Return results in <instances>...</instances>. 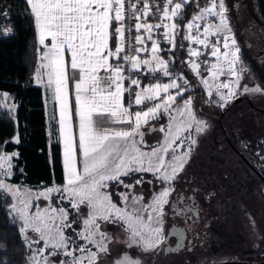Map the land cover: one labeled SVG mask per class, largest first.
Returning <instances> with one entry per match:
<instances>
[{
	"label": "snow or ice",
	"instance_id": "6c2138e0",
	"mask_svg": "<svg viewBox=\"0 0 264 264\" xmlns=\"http://www.w3.org/2000/svg\"><path fill=\"white\" fill-rule=\"evenodd\" d=\"M25 3L34 20L38 43L43 46L35 82L43 85L50 92L53 105H58L56 142L62 145L65 177L62 186H46L36 192L13 185L7 181L14 175L13 159L19 154L0 151V192L13 201L8 205L9 214L14 222L16 219L21 222L18 231L31 250L29 264H99L101 256L109 254V244L113 242L102 230L101 222L123 226L129 248L158 250L163 244V233L162 227L155 225H162L163 209L169 204L174 188L166 186L153 193L144 206L146 219L135 210L130 211L126 204L118 207L108 190L112 184L126 189L145 182L152 184L143 179L146 173H151L157 183L168 185L184 170L191 145L196 143L192 130L200 133L206 127L204 121L196 120L191 97L182 108H174L175 101L186 94L189 86L183 72L176 73L170 68L176 63L174 50L183 49L185 41L189 43L188 57L179 62L200 78L208 96L215 92L221 107L236 98L245 70L225 0H209L203 7L194 4V0H25ZM186 6H194L195 11L185 21ZM0 15L7 17V12ZM8 31L0 29L4 35ZM49 38L50 44L46 43ZM192 44L203 46L204 50ZM149 51L150 58L141 59L140 54ZM66 52L70 54L69 60ZM162 52L171 53V57L165 60ZM209 55L215 62L206 58L197 62ZM142 66L151 79L159 80L162 76L169 82L142 86L139 75ZM202 66L207 76H201ZM100 69L109 75L99 76ZM221 76L226 80L221 81ZM103 80L107 83L102 85ZM70 81L75 89L74 109L70 103ZM243 91L264 94L259 86L249 88L246 84ZM0 97L6 101L8 94L0 93ZM3 106L9 110L15 107L6 103ZM134 107L139 110L131 111ZM174 112L179 113V118ZM74 115L78 139L73 132ZM164 115L168 117L167 124L151 129L163 134L162 142L150 152L142 151V128ZM50 119L57 122L55 107ZM113 125H127V129L117 130ZM15 143H19L18 137ZM165 156L171 157L167 163ZM136 174L140 179L133 184L124 183V178ZM116 195L122 201L129 200L126 193ZM131 198L134 203L143 199ZM41 199L48 202L43 209L35 203ZM53 199L58 204L67 200L68 208L53 207ZM82 205L88 209L86 218L78 215ZM72 213L77 215L71 216ZM78 220L82 221L79 230L73 228ZM30 230L36 239L28 236ZM0 264L7 261L0 260ZM115 264H140V261L124 254Z\"/></svg>",
	"mask_w": 264,
	"mask_h": 264
},
{
	"label": "rangeland",
	"instance_id": "374dc122",
	"mask_svg": "<svg viewBox=\"0 0 264 264\" xmlns=\"http://www.w3.org/2000/svg\"><path fill=\"white\" fill-rule=\"evenodd\" d=\"M225 4L228 8V19L232 28V32L235 35L238 47L240 48V44L238 42L239 38L242 40L243 44L248 50L250 59H252L258 66V68H260L264 76V25L261 24L260 33H255L254 35L248 36L244 29L256 23L250 4L247 2V0H225ZM259 38L260 40H258ZM194 46L195 44H192V47ZM221 51H223V49H221ZM161 54V56L166 60L164 53L162 52ZM239 58L242 62L241 66L245 71L243 74V79L241 81V88L239 89V91H237L236 98H238L240 94L243 98L238 100V102L234 106H232L233 108L231 107L232 109L230 110L227 117L223 118V122L225 123V127L230 128V119L235 117L233 125L236 133H243L244 135H246V138L249 141L253 142V140L259 138L264 139V116H262V119L257 118L259 116L255 118V114H253L252 110L253 108L249 107L248 98L250 99V101H253L255 105L264 108V94L252 92L246 93L243 91V85L246 84L249 88L253 86H259L260 88L264 89V84L257 82L253 78L251 70H249L247 67L248 64L246 65V63L243 62V59L240 55ZM212 61L213 58L211 57L210 62ZM220 80L225 81L226 77L221 76ZM203 88L206 92L204 98L198 94L190 95L187 97V99L184 98L183 100L176 101L174 108H182L184 105V101L188 100L189 97H191L196 120L205 122L206 127L203 131L208 133L212 125H214V123L218 121V117L234 99L229 101L225 106L221 107L217 103L218 96L215 94V92L213 96L209 97L208 90L204 86ZM5 103L9 106L14 104L9 95L6 101L3 100V97H0V104L3 106ZM173 115H176L179 118L178 112H174ZM167 122L168 117L165 115L163 120L157 126V129H159L162 124H167ZM217 129L220 130H218L219 138H222V129L219 126ZM200 133H196L194 129L192 130L191 136L193 139H195L196 143L191 145L190 156L186 158L184 170L179 173V178L173 183L168 185L160 184L154 180L153 176H147L144 180L152 181V184L145 182L142 185H136L134 189H126L122 186L115 189L117 193H126L129 195V200L127 202L122 200L118 202L112 196L113 203H116L118 207L123 208L126 204L127 208L130 211L135 210L138 215H142L146 219L147 212L145 211L144 206L150 202L153 193L160 191L163 187L166 186L174 188V191L169 197V204L165 205L163 209L164 216L162 225L155 226L162 227L163 234L161 236V240H163L171 223H175L177 226L185 229L187 233V236L184 238L186 242V248L178 249L176 252L169 251L168 253H163V251L157 252V250L144 252L136 246L129 248L125 243L128 240V234L124 231L123 226L101 222L102 230L109 234L113 242L109 244V254L102 255L99 260V264H115L118 259H121L124 256V254H127L134 260H139L140 264H199L203 263L204 261L209 259L210 256H212L210 254H207V251L210 247L208 244L209 227H207V224H209L210 220L212 219V217H210V215L208 214V211H210L213 206H215V210L217 211L216 208L218 204L216 202L217 199H215V201L214 199H211L215 196V191L212 190V188H209L207 190L206 183H208V180H210L211 178L208 172L210 170L213 171V168L217 163L216 160V162L211 160L217 159L218 156H223V152H218L216 158H213L214 156H209L207 154L208 152L206 153V151L204 150L200 151L199 153L204 156L202 157L203 162L206 163V166L203 169L200 168L197 162L190 161L192 154L194 153V151L195 153H197L196 148H198V145H200L199 142H197L198 138L201 137ZM157 138H161L163 140V134L159 132V135L155 137L147 133L143 137L144 144H147L149 146L156 142ZM151 150L152 149H150L148 152H150ZM179 151L180 150L177 149L178 154ZM7 153L11 154L13 152ZM161 155L163 154L161 153ZM170 160V156H165L166 163ZM226 174H228L227 171ZM7 182L13 185L22 186L23 188L32 189L33 192L43 189V187L30 186L23 183H14L10 178ZM130 184H133V182ZM54 185L60 186L57 184ZM132 196H142L143 199L139 203H134L131 198ZM178 197L182 198L178 199ZM211 201H214V204L211 203ZM56 202V199H53L51 201L53 207L62 206L68 208L63 203L64 201L59 204ZM65 202H67V200H65ZM233 202L235 205L234 208L230 211L228 209V211L231 213L228 214H230L229 216H231V224L233 227H226L227 234L225 237V241H222L221 244L224 246L223 248L230 247V255L232 257H235L245 249L258 245H264V185L261 187V191L257 190V193H255L253 196L243 200H240V198H236ZM35 203L39 204L40 208L43 209L46 207V204L48 202L41 199L39 201H36ZM196 209L200 211L201 217L197 216ZM225 209L226 208H224L223 210ZM223 210L219 209V212L222 213L224 212ZM31 211L34 212L35 207H33ZM76 215L77 214L75 213L74 216ZM78 215L79 217L86 218L88 215L87 207L82 205ZM71 216L73 215L71 214ZM217 218H219L218 214ZM196 224H203L204 226L193 227ZM81 227L82 221L80 220H78L77 223L73 225V228L77 230H79ZM28 236L32 239L37 238L36 234L31 230L28 232ZM93 250H95L94 247ZM221 254L222 253L219 252L217 255L221 256ZM30 255L31 250L29 256ZM27 264H29L28 261Z\"/></svg>",
	"mask_w": 264,
	"mask_h": 264
},
{
	"label": "trees",
	"instance_id": "16d2710c",
	"mask_svg": "<svg viewBox=\"0 0 264 264\" xmlns=\"http://www.w3.org/2000/svg\"><path fill=\"white\" fill-rule=\"evenodd\" d=\"M208 2L209 0H194V4L199 3L200 7ZM247 2L251 6L256 22L244 29L247 35L251 36L260 33L261 24L264 25V0H247ZM194 11V6H186L184 20L186 21ZM3 12H7V17L0 15V29L3 31L10 29V31L7 35L0 32V92L9 95L15 104V108L9 110V108L0 104V151L19 154L13 159L15 167L13 169L14 175L10 178L12 182L38 187L54 184L62 186L65 183V177L62 167V146L56 142L57 124L55 123L50 127L43 87L34 81L40 50L34 20L29 14L25 0H0V13ZM238 42L241 49L239 55L242 57L243 62L246 65L248 64L247 67L251 70L253 78L264 84V76L260 68L250 59L248 50L242 40L238 38ZM188 47L189 43L185 41L183 49L177 48L174 50L176 63L173 67L183 72L189 80L187 92L182 98H178L179 100L196 94L204 98L206 94L200 78L196 77L187 66L179 62L187 59ZM163 53L165 58L171 55L168 52ZM147 79L146 77L144 80ZM240 96L241 94L238 97ZM249 107L253 108L252 106ZM255 111L258 113L264 112V109L257 108ZM213 128L214 125L208 133L205 131L200 133L201 137L198 138L197 142L201 146L198 145V148H196L197 153L194 151L190 158V161L197 162L202 169L206 166V163L202 159L204 156L199 152L204 150L206 153L208 152L209 156L213 155V158L217 156L214 153H218L214 150L218 147L213 145L215 143L212 140ZM50 132L51 135H49ZM17 137L19 143H15ZM4 141L13 142L4 145ZM240 144H256L258 149L260 148V151H258L260 154L253 149L252 154L255 156L252 160L257 165L264 166V159H262L264 157V139L261 138V140L257 139L251 142L242 135L240 136ZM217 159L222 158L217 157ZM208 174H210V171ZM147 176L151 177L152 174H144L143 179H146ZM137 179H140L139 174L133 175L130 179L124 178V183L130 184ZM116 188L112 184L109 190L114 199L119 202ZM12 202L10 197H6L4 193L0 192V260L7 261V264H27L30 249L27 241L23 239L18 231L21 222L18 219L14 222L13 216L9 214L8 205ZM216 202L219 217L216 222L223 223L225 213L219 212V209L223 210L227 201L216 200ZM63 203L68 207V202L64 201ZM72 215L74 216L75 213H72ZM261 252L264 255V245L248 248L241 254L249 258L257 256Z\"/></svg>",
	"mask_w": 264,
	"mask_h": 264
},
{
	"label": "flooded vegetation",
	"instance_id": "af4514ba",
	"mask_svg": "<svg viewBox=\"0 0 264 264\" xmlns=\"http://www.w3.org/2000/svg\"><path fill=\"white\" fill-rule=\"evenodd\" d=\"M248 101L249 106H252L254 109L253 114H255V118L257 116H259L257 118H261L262 115H264V112L258 113L257 111H255V109L264 108L255 105L254 102L250 101L249 98ZM230 109L226 111L224 110L225 112L223 111L222 114L218 117V121L214 123L212 140L213 143H215L213 145H216L218 148H220L219 150L218 148H214V150L217 152H223V156H220L222 159L211 160L214 162L217 161L218 164L216 163L213 171L210 170L211 178L210 180H208V183H206L207 190L209 188H212V190L215 191V196L211 199L227 201L225 203L226 209L224 210L225 219H223V223L216 222L218 218L217 211L215 210L214 206L210 211H208V214L210 215V217H212V219L210 220V223L207 224V227H209L208 244L210 246L207 254H210L213 257L210 256L209 259L199 264H263L264 255L262 252L257 256L246 258L245 255L241 254L246 250L245 249L235 257H232L229 252L230 247L223 248L224 246L221 244L222 241H225V237L227 234L226 227H233L231 224V216H229L231 214L229 211L232 210L235 206L233 201L236 198H240V200H243L253 196L255 193H257V190L261 191V187L264 185V166H259L252 160L255 156L252 154V150L254 149L256 150V152H258L260 151V148L258 149V146L256 144H240V136L243 135L246 138V135H244L243 133H236L233 125L235 117L230 119V128L225 127L223 118L227 117ZM218 126L222 129V138H219L218 133L220 130L217 129ZM259 140H261V138H259ZM258 154H260V152H258ZM214 155H217V153H214ZM226 171L228 174H226ZM211 203L214 204V201H211ZM196 212L197 216L201 217L200 211L198 209H196ZM198 226L202 227L204 225L196 224L193 227ZM186 236L187 233L185 229H182L175 223H171L167 233L163 238V244L159 246L157 252L163 251V253H168L169 251L176 252L181 248L185 249L186 242L184 238ZM219 252L222 253L221 256L217 255Z\"/></svg>",
	"mask_w": 264,
	"mask_h": 264
},
{
	"label": "crops",
	"instance_id": "0c3cea01",
	"mask_svg": "<svg viewBox=\"0 0 264 264\" xmlns=\"http://www.w3.org/2000/svg\"><path fill=\"white\" fill-rule=\"evenodd\" d=\"M46 43L50 44V38H49V40H46ZM163 46L164 45L162 44L161 47H163ZM42 51H43V46L40 45L39 57L42 54ZM65 55H66V60H69L70 59V54H68L66 52ZM160 55H162V54H160ZM140 57H141V59H146V58H150V55L146 57L145 55L140 54ZM193 59H197V58H193ZM110 62H112L111 58H110ZM212 62H215V58H213ZM39 63H40V59H39ZM142 67L144 68V66H142ZM200 71H201V74L203 73L201 76H207V71L205 69L204 70L201 69ZM35 74H36V72H35ZM35 74H34V81H35ZM98 75L101 76V77H107L109 75V72H106L104 69H100L99 72H98ZM106 83H107L106 80L102 81V85L106 84ZM149 83H152V82L149 81L148 79L144 80L143 83H142V86L148 85ZM160 83H168V82L164 81V82H160ZM41 86L43 87L44 94H45L46 111H47V116H48V121L50 123V127L53 126L56 123L57 124V128H58V105H53V103L51 101L50 92H48L43 85H41ZM125 87H126V83H125ZM69 89H70V103L72 104L73 109H74V107H75V103H74V100H75V89H74V83L71 82V81L69 83ZM172 91L174 92V90H172ZM186 99H187V97H186ZM181 100H183V99H181ZM176 101H179V99H177ZM176 101H175V103H176ZM125 105L127 106V94H125ZM174 106H175V104H174ZM54 107L56 109L57 122H53L50 119ZM131 111H133V110H131ZM164 117H165V115L164 116H160L157 121H152L148 125H145L142 128V131L144 132V135L148 133V134H151V136H155V137L158 136L159 135V131H152L151 129H157V126L160 124V122L163 120ZM151 125H153V126H151ZM112 127L116 128L117 130H119L120 128L127 129V125H113ZM73 132H74V135L78 139V122H77V119H76L75 115L73 117ZM159 142H162L161 138H157L156 142L151 144L153 146H151V145L148 146L147 144L143 143V145H140L141 150L148 152L154 146H157ZM78 157H79V152H78ZM80 169H81V166L78 164V170H80Z\"/></svg>",
	"mask_w": 264,
	"mask_h": 264
},
{
	"label": "built area",
	"instance_id": "2783aa9c",
	"mask_svg": "<svg viewBox=\"0 0 264 264\" xmlns=\"http://www.w3.org/2000/svg\"><path fill=\"white\" fill-rule=\"evenodd\" d=\"M213 39H214V38H213ZM164 47H165V46H164ZM194 47H199V48H201V50H204V49H203V46L195 45ZM148 48H149V50H150V43L148 44ZM141 54H143V55H145V56L147 57V56H149L150 51H149L147 54H145V53H141ZM170 57H171V55H169V56L166 58V60H168ZM205 58H206L209 62L211 61V56L209 55V56H207V57H201V58H198V59H197V62H200V60H203V59H205ZM125 67L127 68L128 66L126 65ZM170 68H171V70H172L173 72H176V73H179V72H180V71H178L177 69H175V68L173 67V65H171ZM202 68H203V66L201 67V69H202ZM201 69H200V70H201ZM125 74H127V73H125ZM139 75H140V77H141L142 83H143V81H144V79H145L146 77H147L148 80L151 81L152 83H155V82H164V81L169 82V80H168L167 77H162V76H160L159 80H153V79H151V77H150L149 74L144 70L143 67L139 70ZM125 83H126V87H127V86H128V82L125 81ZM179 83H183V82H182V81H179ZM126 94H127V93H126ZM236 96H237V95H236ZM131 110L135 111V110H139V108L134 107V108L131 109Z\"/></svg>",
	"mask_w": 264,
	"mask_h": 264
},
{
	"label": "water",
	"instance_id": "95a60500",
	"mask_svg": "<svg viewBox=\"0 0 264 264\" xmlns=\"http://www.w3.org/2000/svg\"><path fill=\"white\" fill-rule=\"evenodd\" d=\"M239 98V99H238ZM238 98H235L232 102H231V104L227 107V109L226 110H228V109H230L232 106H234L236 103H237V101L238 100H240L241 98H243L242 96L241 97H238ZM225 110V111H226ZM224 111V112H225Z\"/></svg>",
	"mask_w": 264,
	"mask_h": 264
}]
</instances>
